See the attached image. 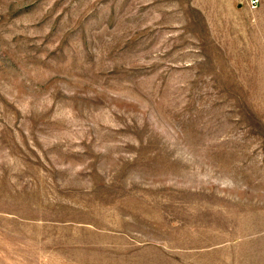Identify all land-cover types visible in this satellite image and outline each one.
Listing matches in <instances>:
<instances>
[{
    "label": "rangeland",
    "instance_id": "rangeland-1",
    "mask_svg": "<svg viewBox=\"0 0 264 264\" xmlns=\"http://www.w3.org/2000/svg\"><path fill=\"white\" fill-rule=\"evenodd\" d=\"M0 264H264V0H0Z\"/></svg>",
    "mask_w": 264,
    "mask_h": 264
},
{
    "label": "built area",
    "instance_id": "built-area-1",
    "mask_svg": "<svg viewBox=\"0 0 264 264\" xmlns=\"http://www.w3.org/2000/svg\"><path fill=\"white\" fill-rule=\"evenodd\" d=\"M259 0H248V5L250 7H256L258 5Z\"/></svg>",
    "mask_w": 264,
    "mask_h": 264
}]
</instances>
